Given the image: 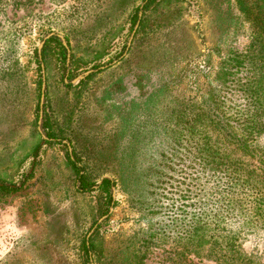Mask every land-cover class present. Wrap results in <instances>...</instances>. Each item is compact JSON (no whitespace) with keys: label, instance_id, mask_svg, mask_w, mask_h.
Returning <instances> with one entry per match:
<instances>
[{"label":"rangeland","instance_id":"374dc122","mask_svg":"<svg viewBox=\"0 0 264 264\" xmlns=\"http://www.w3.org/2000/svg\"><path fill=\"white\" fill-rule=\"evenodd\" d=\"M145 2L0 0V185L20 188L0 189V264H221L207 255L221 246L229 264H264L256 218L189 230L211 184L204 123L252 112L239 88L264 50L244 6L264 18V0H157L136 28ZM53 35L65 63L42 53ZM70 159L115 179L108 214Z\"/></svg>","mask_w":264,"mask_h":264},{"label":"trees","instance_id":"16d2710c","mask_svg":"<svg viewBox=\"0 0 264 264\" xmlns=\"http://www.w3.org/2000/svg\"><path fill=\"white\" fill-rule=\"evenodd\" d=\"M156 1L146 0L142 8H137L132 17L133 25L137 24L140 18L139 13L147 10ZM241 2L245 5L244 0ZM244 7L253 19L256 39L261 43L262 52V49L264 50L263 13L254 14L246 5ZM52 45L58 46L65 63L67 50L62 44V40L56 35L51 36L46 41L42 51L43 55L48 52V48ZM260 62H264L263 56ZM250 69L253 72L250 76L253 78L239 88L243 96L246 97L249 107H253L252 112L248 109L245 115L247 119L242 121V113L239 112L237 118L232 115L226 116V114L223 116L216 115L204 123L206 136L204 141L208 152H205L202 161L205 169L209 171L208 182L211 184H209L206 192L204 223L199 228L197 224L199 219L197 221L193 219L189 230H229L228 228L241 223L256 226L254 218L264 227V151L260 150L256 144L257 135L264 133V121L261 120L264 106L260 101L261 97L264 96V67L258 65L255 60ZM223 75L226 78L229 76L226 72ZM43 128L48 140L54 137L48 130L46 120L43 121ZM70 163L77 176L78 191L86 193L97 190L99 192L100 210L103 215L108 214L110 206L114 202L115 179L105 177L100 183H97L90 178L85 168L78 164V161L70 159ZM239 187H242V192L236 199L233 194ZM0 189L6 192L20 190L19 187L9 185H0ZM246 199L251 204L249 208L245 206ZM250 208L253 210V215L248 213ZM236 211L240 212L238 217L233 216ZM225 239L230 240L224 236ZM85 250L88 252L89 247L86 246ZM235 252L234 248L227 249L221 246L216 249L211 247L207 250V255L213 259H218L221 264H229L236 260Z\"/></svg>","mask_w":264,"mask_h":264},{"label":"water","instance_id":"95a60500","mask_svg":"<svg viewBox=\"0 0 264 264\" xmlns=\"http://www.w3.org/2000/svg\"><path fill=\"white\" fill-rule=\"evenodd\" d=\"M142 13H140V17H141ZM139 22H140V18H139ZM139 22L136 26V28L139 26ZM44 95H45V82H44V85H43V96H42V103H41V108H42V105H43V99H44ZM42 114H41V119H42Z\"/></svg>","mask_w":264,"mask_h":264}]
</instances>
